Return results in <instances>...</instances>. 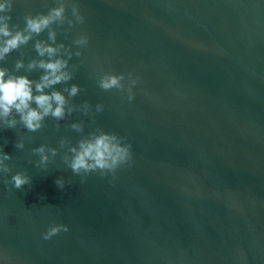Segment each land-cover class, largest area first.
Returning a JSON list of instances; mask_svg holds the SVG:
<instances>
[{
	"label": "water",
	"instance_id": "obj_1",
	"mask_svg": "<svg viewBox=\"0 0 264 264\" xmlns=\"http://www.w3.org/2000/svg\"><path fill=\"white\" fill-rule=\"evenodd\" d=\"M76 3L85 22L57 29V43L75 52L73 40L87 33L89 44L69 61L73 79L55 89L78 84L72 103L92 112L47 117L37 132L0 124V146L12 156V172L0 174V264H264V0ZM53 6L13 0L11 23L23 28L26 14ZM34 42L0 67L38 81L43 70L27 69L40 59ZM18 59L25 66L16 72ZM101 71L138 75L134 100L101 90ZM98 103L104 110L95 113ZM78 121L82 134L65 127ZM98 127L132 145L133 162L115 180L90 174L81 183L64 149L47 169L35 166L33 148H58L62 137L75 144ZM19 171L32 184L3 182ZM53 224L69 230L43 239Z\"/></svg>",
	"mask_w": 264,
	"mask_h": 264
},
{
	"label": "clouds",
	"instance_id": "obj_2",
	"mask_svg": "<svg viewBox=\"0 0 264 264\" xmlns=\"http://www.w3.org/2000/svg\"><path fill=\"white\" fill-rule=\"evenodd\" d=\"M55 5L50 7L46 14H26L23 17L24 26L21 28L19 24L11 23L13 0H4L0 3V61H4L13 51L19 50L35 38L34 50L40 59L30 60L27 69L29 71L37 68L43 70L39 80L34 81L27 75H18L9 72V69L5 67H0V124L3 125V129H15L19 123L27 131L37 132L45 127L44 121L47 117H52L59 122L67 120L77 111L83 112L84 115L92 112V105L88 102H84L83 105L72 103V98L81 91L78 84L65 87L62 91L55 89L56 85H66L73 79V70L76 66L72 65L70 68L69 61L73 56L82 55L81 50L89 44L90 39L87 33L78 35L72 42L77 46L75 52L71 46L57 43V29L70 30L76 25L83 24L85 17L81 14L76 0H55ZM64 25H67L68 29H65ZM45 31L47 40L39 39L38 37ZM24 66L22 59L16 60V72ZM140 81L141 78L133 72L116 74L111 71H101L96 83L103 91L115 89L120 93L126 92L127 100L132 101L135 98L133 88ZM103 110V104L95 105V113L103 112ZM93 122H95L94 116ZM55 127L59 131L60 124L57 123ZM65 127L82 134L85 125L83 121H78ZM127 139L115 132H105L98 127L89 134L81 135L75 144L68 137H62L58 148L42 144L33 148L32 153L39 156L35 166L47 169L48 164L55 159L61 149H64L62 160L74 175L81 177V183H85L90 174H98L101 177L111 174L115 180L117 170L130 166L133 162L132 145L127 142ZM14 147L24 149V140L15 142ZM11 159L12 156L4 152L3 146H0V174L6 176L12 172L8 163ZM3 182L20 190L32 184V178L26 172L19 171L12 174L10 180L5 178ZM55 184L60 190L66 187L63 177L57 178ZM68 185H71V181ZM68 230L67 225L53 224L43 234V239H51L61 231Z\"/></svg>",
	"mask_w": 264,
	"mask_h": 264
}]
</instances>
